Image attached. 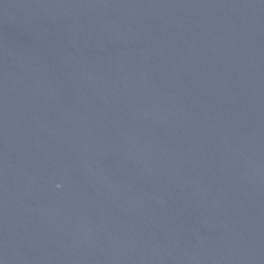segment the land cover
<instances>
[{
	"label": "water",
	"instance_id": "95a60500",
	"mask_svg": "<svg viewBox=\"0 0 264 264\" xmlns=\"http://www.w3.org/2000/svg\"><path fill=\"white\" fill-rule=\"evenodd\" d=\"M0 264H264V0H0Z\"/></svg>",
	"mask_w": 264,
	"mask_h": 264
},
{
	"label": "clouds",
	"instance_id": "9594fccd",
	"mask_svg": "<svg viewBox=\"0 0 264 264\" xmlns=\"http://www.w3.org/2000/svg\"><path fill=\"white\" fill-rule=\"evenodd\" d=\"M57 187H59V185H57Z\"/></svg>",
	"mask_w": 264,
	"mask_h": 264
}]
</instances>
